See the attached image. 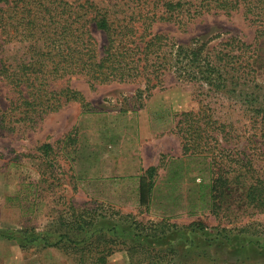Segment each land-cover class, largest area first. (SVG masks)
I'll return each instance as SVG.
<instances>
[{
	"label": "rangeland",
	"instance_id": "374dc122",
	"mask_svg": "<svg viewBox=\"0 0 264 264\" xmlns=\"http://www.w3.org/2000/svg\"><path fill=\"white\" fill-rule=\"evenodd\" d=\"M95 1L119 16L134 7L127 0ZM259 30L241 12L207 15L185 28L173 23L152 28L191 48H212L231 38L255 45ZM94 36L103 47L105 35L94 30ZM25 52L21 44L6 48L9 57ZM254 68L248 81L232 83L219 94L180 80L172 71L150 89L144 80L92 88L86 79L74 76L69 83L83 95L85 105L64 103L35 125L14 118L9 125V118L2 121V112L15 96L0 78V233L55 230L72 214L84 211L117 213L145 225L183 228L201 222L210 231L226 228L246 247L226 254L222 244H215L214 263L206 255L198 258L199 251L184 250L177 264H264V249L259 253L252 242L264 245V213L243 211L242 189L229 183L230 209L223 203L218 215L211 211V179L217 168L228 171L233 181L236 161L249 160L253 173L248 182L264 179V61L257 59ZM190 111L206 115L213 134L207 142L211 150L202 152L204 147L199 146L192 157L184 154L178 132L180 115ZM151 167L156 168L154 177L148 172ZM150 181L154 191L143 195ZM197 245L203 249V239ZM0 264L78 263L76 256L62 250L40 245L23 249L16 240L0 235ZM108 264L131 263L121 251Z\"/></svg>",
	"mask_w": 264,
	"mask_h": 264
},
{
	"label": "trees",
	"instance_id": "16d2710c",
	"mask_svg": "<svg viewBox=\"0 0 264 264\" xmlns=\"http://www.w3.org/2000/svg\"><path fill=\"white\" fill-rule=\"evenodd\" d=\"M127 2L134 7L119 16L95 0H0V78L15 96L10 108L2 112V121L9 118V125L14 118L18 123L29 121L35 125L43 115L58 111L64 103L79 101L85 105L83 95L69 83L74 76L83 77L92 88L144 80L150 89L161 83L166 71H172L180 80L200 84L219 94L232 83L248 81L250 71H257L255 61H264L261 53H264V0ZM240 12L252 25L261 28L255 45L231 38L212 48L204 45L191 48L152 31L157 23L185 28L207 15L230 16ZM94 30L105 35L103 47ZM11 44L26 46L25 54L7 56L6 48ZM180 116L178 132L184 154L195 156L199 146L208 153L211 149L207 148V142L213 134L206 115L190 111ZM262 118L261 131L264 115ZM212 162L215 167L214 155ZM236 162L233 181L224 168L213 171L212 213L218 215L223 203L230 209L233 190L229 183L242 189L244 212L264 213V179L258 177L249 183V174L253 173L251 162L243 159ZM148 172L154 177L156 168L151 167ZM146 186L142 194L151 195L154 182ZM68 220L61 227L43 233L20 230L0 235L16 240L23 249L40 245L44 249L62 250L76 256L78 264H108L110 257L121 251L131 264H177V260L182 261L184 250L199 251L198 258L206 255L214 263L211 255L215 254V244H222L226 254L246 247L238 240L239 236H231L226 228L210 231L201 222L183 228L167 223L145 225L129 216L92 211L74 213ZM199 239H203V249L197 245ZM252 242L259 247V253L264 249L258 240Z\"/></svg>",
	"mask_w": 264,
	"mask_h": 264
}]
</instances>
